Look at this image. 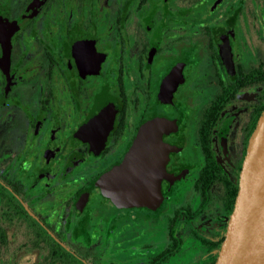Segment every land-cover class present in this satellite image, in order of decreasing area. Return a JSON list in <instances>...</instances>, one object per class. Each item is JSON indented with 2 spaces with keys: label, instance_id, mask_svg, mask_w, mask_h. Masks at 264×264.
I'll list each match as a JSON object with an SVG mask.
<instances>
[{
  "label": "flooded vegetation",
  "instance_id": "af4514ba",
  "mask_svg": "<svg viewBox=\"0 0 264 264\" xmlns=\"http://www.w3.org/2000/svg\"><path fill=\"white\" fill-rule=\"evenodd\" d=\"M263 109L264 0H0V264L215 263ZM152 120L150 200L117 203Z\"/></svg>",
  "mask_w": 264,
  "mask_h": 264
},
{
  "label": "water",
  "instance_id": "95a60500",
  "mask_svg": "<svg viewBox=\"0 0 264 264\" xmlns=\"http://www.w3.org/2000/svg\"><path fill=\"white\" fill-rule=\"evenodd\" d=\"M161 125V120L142 124L130 152L100 177L103 192L117 203L150 200L160 171ZM214 264H264V109L249 139L234 207Z\"/></svg>",
  "mask_w": 264,
  "mask_h": 264
},
{
  "label": "trees",
  "instance_id": "16d2710c",
  "mask_svg": "<svg viewBox=\"0 0 264 264\" xmlns=\"http://www.w3.org/2000/svg\"><path fill=\"white\" fill-rule=\"evenodd\" d=\"M211 264H214V263H211Z\"/></svg>",
  "mask_w": 264,
  "mask_h": 264
}]
</instances>
